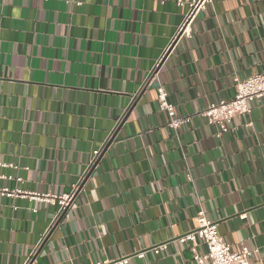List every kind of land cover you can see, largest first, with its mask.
<instances>
[{"label":"crops","instance_id":"1","mask_svg":"<svg viewBox=\"0 0 264 264\" xmlns=\"http://www.w3.org/2000/svg\"><path fill=\"white\" fill-rule=\"evenodd\" d=\"M186 11L174 0H0V164L16 167L0 166V188H77L60 213L0 197V264H196L192 249L206 248L180 238L199 211L264 264V105L219 138L222 126L199 116L264 72V0H213L145 86ZM170 116L190 120L170 130Z\"/></svg>","mask_w":264,"mask_h":264},{"label":"built area","instance_id":"2","mask_svg":"<svg viewBox=\"0 0 264 264\" xmlns=\"http://www.w3.org/2000/svg\"><path fill=\"white\" fill-rule=\"evenodd\" d=\"M213 0H174L177 7L187 8L186 14L182 24L179 26L175 36L171 39L167 49L162 53L159 59L154 63L151 71L145 80V86H150L152 83H157V74L162 66L164 57L172 47V43L180 36L190 33V24L201 13L204 12L206 6L212 3ZM79 4V3H78ZM156 101H158L159 110L170 115L173 112V105L166 99V93L163 86H158L156 89ZM251 103H257L264 105V72L244 78L243 81L238 82L235 85V93L230 100H222L217 103H211L206 109L199 113V116L205 119L209 125L222 126V129L216 136L219 138L222 134L228 131L226 124H229L232 119L250 113L249 105ZM170 121L167 123V127L171 130H176L181 126L189 122V118H175L170 116ZM101 148L91 153L90 162L87 170L90 169L98 159ZM1 167L16 168L14 165H3ZM10 179V177H6ZM77 188L69 194H62V196H54L49 194L37 195L32 192H23L18 189L11 190L8 187L0 188V197H12L19 199H31L39 202H45L50 204H57L59 207V213L67 208L72 199L73 194ZM199 240L206 248V253L203 255L198 254L195 249H192L193 260L196 264H250L249 256L251 251L242 248L240 251L233 250L232 247L227 245L222 237L219 235L215 223L208 221L205 217L204 211H199L196 219V227L192 232L185 234L180 238L182 243H194ZM165 244L155 246L151 248L153 254H159L166 250ZM257 252V251H256ZM139 257H143V253H138ZM126 259H120L119 261L109 262L104 261L100 264H125Z\"/></svg>","mask_w":264,"mask_h":264}]
</instances>
